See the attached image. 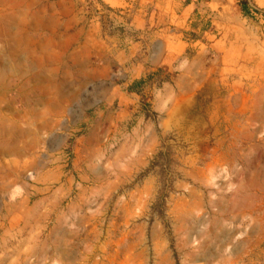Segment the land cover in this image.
<instances>
[{"label":"rangeland","instance_id":"374dc122","mask_svg":"<svg viewBox=\"0 0 264 264\" xmlns=\"http://www.w3.org/2000/svg\"><path fill=\"white\" fill-rule=\"evenodd\" d=\"M31 1L0 0V264H264V12L247 0L256 23L217 37L193 96L165 99L183 70L134 93L38 50ZM78 9L124 38L105 9ZM162 143L175 163L144 174ZM166 172L169 232L150 210Z\"/></svg>","mask_w":264,"mask_h":264},{"label":"crops","instance_id":"0c3cea01","mask_svg":"<svg viewBox=\"0 0 264 264\" xmlns=\"http://www.w3.org/2000/svg\"><path fill=\"white\" fill-rule=\"evenodd\" d=\"M43 1L29 3L35 7L30 20L41 19L33 33L36 36L41 30L45 39L36 42L38 50L47 44L57 48L58 55L65 56L59 60L71 63L69 69L74 70L77 63V68L86 71L85 76L89 77L85 80L91 87H129L157 69L183 70L172 83L164 84L162 97L167 99L175 92L183 94L184 85L185 91L193 96L194 88L187 83V77L206 51L216 48L217 37L241 28L242 14L232 0H88L97 8L105 9L104 18L121 29L124 38L118 40L104 32L100 18L86 22L80 15L78 6L84 0H52L46 4L51 9L45 10L39 8L44 6ZM252 3L264 12V0ZM44 13L47 16L42 18ZM190 36L201 40L190 41ZM188 52L192 53L190 58L186 57ZM183 57H186L184 62ZM122 73L124 79L120 81ZM122 98L127 100L125 94Z\"/></svg>","mask_w":264,"mask_h":264},{"label":"trees","instance_id":"16d2710c","mask_svg":"<svg viewBox=\"0 0 264 264\" xmlns=\"http://www.w3.org/2000/svg\"><path fill=\"white\" fill-rule=\"evenodd\" d=\"M238 7L240 9V12L242 16L248 20H250L252 23H256L255 18L253 16V11L248 5L247 0H239ZM161 71H157L156 73H151L146 76L145 79H140L137 81H134L130 86V91L134 93H138L139 89L142 85H145L147 82L151 81L153 78H156L159 76ZM169 82V78L165 77L163 81L160 83ZM175 162L172 159L171 150L170 147L167 145H164V143L161 144L158 153L152 158V160L149 163L148 168L144 171V174L149 173V171L158 164H161V167H164V171H168L170 166L174 164ZM166 172L165 177H160L159 180V189L157 192V196L155 198L154 203L152 204L150 210L152 215H156L158 217L162 224L164 225V229L167 232L168 226L166 222H164V216L166 211V201L169 197V194L173 192V181L174 179ZM169 232V231H168Z\"/></svg>","mask_w":264,"mask_h":264}]
</instances>
